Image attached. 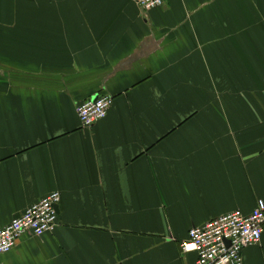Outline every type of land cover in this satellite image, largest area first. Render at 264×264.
Masks as SVG:
<instances>
[{
	"label": "crops",
	"instance_id": "0c3cea01",
	"mask_svg": "<svg viewBox=\"0 0 264 264\" xmlns=\"http://www.w3.org/2000/svg\"><path fill=\"white\" fill-rule=\"evenodd\" d=\"M54 192L0 264H196L192 228L264 204V0H0V229Z\"/></svg>",
	"mask_w": 264,
	"mask_h": 264
},
{
	"label": "built area",
	"instance_id": "2783aa9c",
	"mask_svg": "<svg viewBox=\"0 0 264 264\" xmlns=\"http://www.w3.org/2000/svg\"><path fill=\"white\" fill-rule=\"evenodd\" d=\"M170 0H135L144 13L163 6ZM114 100L101 96L96 101L81 104L77 113L82 127L92 128L107 118ZM59 192L49 194L40 202L0 229V255L13 251L26 234L43 237L56 231L59 226ZM264 234V204L259 203L250 215L234 212L192 228L188 240L182 242L183 253H196V264H244L242 252L261 243ZM230 245H229V244Z\"/></svg>",
	"mask_w": 264,
	"mask_h": 264
},
{
	"label": "water",
	"instance_id": "95a60500",
	"mask_svg": "<svg viewBox=\"0 0 264 264\" xmlns=\"http://www.w3.org/2000/svg\"><path fill=\"white\" fill-rule=\"evenodd\" d=\"M96 99H98V97H94V99H91L92 101H96ZM57 208V210H58V212H59V208L58 207H56ZM229 244V243H228ZM230 245V244H229Z\"/></svg>",
	"mask_w": 264,
	"mask_h": 264
}]
</instances>
